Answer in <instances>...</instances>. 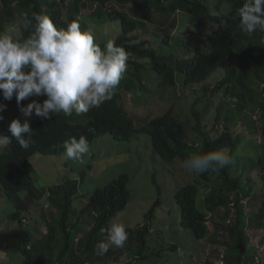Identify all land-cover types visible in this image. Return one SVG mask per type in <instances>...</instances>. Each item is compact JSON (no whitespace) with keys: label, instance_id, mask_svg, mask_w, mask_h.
I'll return each mask as SVG.
<instances>
[{"label":"trees","instance_id":"16d2710c","mask_svg":"<svg viewBox=\"0 0 264 264\" xmlns=\"http://www.w3.org/2000/svg\"><path fill=\"white\" fill-rule=\"evenodd\" d=\"M207 3L208 0H0V31L24 12L47 15L58 29H67L68 24L77 19L82 30L94 26L92 19L108 26L116 24L119 31L115 33V44L125 49L127 65L132 67L128 68L113 98L99 108L81 115L74 113L71 117L63 114H53L50 119L32 117L28 121L33 133L32 143L27 150L11 137L8 129L13 120L9 121L5 136L12 142L0 150V185L15 204L12 218L23 220L21 213H26L23 216L28 214L23 192L37 197L45 194L35 185L33 177L35 165L31 158L35 153H63V142L71 137L79 139L81 135L91 143L107 133L127 141L147 134L155 152L167 161L176 158L185 161L194 154L222 150L233 156L236 153L234 164L218 172L200 174V178L177 189L174 198L181 209L182 226L191 230L198 240L212 235L213 241L225 248L224 264H263L256 261L259 249L251 250L249 231L264 230V199L254 189L256 181L257 184L264 183V31L257 30L252 34L241 31L239 9L243 6L223 4L216 12ZM115 5L123 8H115ZM90 8L92 13H88ZM181 12L187 13L202 28L207 26V18L214 26L200 40L198 47L196 41L172 34V29L181 22L177 16ZM156 15L162 16L158 25L163 33L157 34L161 40L153 43L142 40L141 28ZM28 35L30 30H23L19 39ZM108 38L97 41L102 49ZM219 69L223 71L222 78L211 88L207 81ZM153 81L155 100L167 98V110L163 114H145L148 104H144L142 111L129 110L123 95L130 94L131 97L136 93L135 88L145 90ZM179 84L183 94L191 86L200 85L203 91L191 105L196 120V128H193L203 136L199 149L187 140L184 124L175 113L174 99L180 98V88L175 89ZM216 91L223 97L217 102L212 126L206 129L202 125L203 113L213 104L211 97ZM204 95L207 102L202 112L199 106ZM0 103L14 105L17 101L15 96L8 101L0 95ZM87 173L84 169L78 178L48 188L46 200H50L52 206L49 210L45 207L49 212L46 232L36 240L28 233H15L9 237L5 250L18 253L26 264H68L69 259H75L74 263L87 260L96 264L111 256L116 260L118 256H124V249L114 246L107 254L99 256L96 245L106 240L107 229L129 204L130 176L120 173L87 195L80 191ZM252 180L254 183L244 194V188ZM199 184L208 189L203 208L198 205ZM81 198L88 201L77 210V200ZM258 202H261L260 207L252 210ZM160 205L158 198L145 213L143 224L126 228L128 240L135 245L125 264L151 257L148 234ZM220 207L226 209L222 215L225 220L211 225L208 214L219 211ZM86 225H89L87 231ZM78 232L82 234L80 238H77ZM207 264H219V258Z\"/></svg>","mask_w":264,"mask_h":264},{"label":"rangeland","instance_id":"374dc122","mask_svg":"<svg viewBox=\"0 0 264 264\" xmlns=\"http://www.w3.org/2000/svg\"><path fill=\"white\" fill-rule=\"evenodd\" d=\"M245 3L246 0H208L207 5L209 7L213 6L214 10L218 12L219 5L222 9L223 4H233L235 7H242ZM115 8L121 9L123 7L115 5ZM92 10L90 8L88 13H92ZM177 16L181 22L177 27L172 29V34L196 41L195 46L197 47L200 44V40L204 39L214 27L208 18L207 26L202 28V26L200 27L198 23L192 20V17L189 18L185 12L178 13ZM16 21L8 23L7 27L13 26ZM161 21V15H156L153 19L148 20L139 32L141 39H148L150 43L157 42V39L160 41L161 39L157 37V34L163 33L162 28L158 25ZM91 22H95L90 30L94 33L96 42L104 40L103 29L105 27L110 29V38L115 40V33L119 31L116 24L108 26V24L99 22L98 20L95 21V19H92ZM22 33L23 30L19 29L15 35L19 39ZM128 68L132 67L129 66ZM222 75L223 71L221 69L217 70L209 78L207 84L211 88L214 87L222 78ZM152 79L156 80L155 76ZM153 83L154 81L151 83V86L147 84L145 90L135 88L136 93L131 97L130 94L123 95V101L129 110L142 111L145 108L144 104H148L145 114H163L167 110L169 107L167 98H162L161 101L155 100L156 93H154ZM180 86L181 84L175 89L177 91L180 88L178 91L180 98L174 99L176 103L175 113L184 124L187 140L195 149H199L202 145L203 136L193 128H196V120L191 112V105L193 100L203 91L200 85L191 86L186 88L183 94L181 93L183 88ZM222 97L223 95L220 91H216L211 97L213 104L203 113L202 125L206 129L212 126L215 109L218 105L217 102ZM46 98V96L30 97L21 103L26 107L34 99L42 103ZM206 102L207 97L204 95L203 100L200 102V111L203 112ZM6 106L5 111L0 113L3 116V120H0V135L5 136L10 120L18 118L21 122H28L32 117L36 116L33 113L31 117H25L21 113L18 104ZM145 114L138 115L137 117L145 116ZM259 139L261 141L262 137L260 136ZM198 143H200V146H197ZM3 148L4 146H0V150ZM64 152L60 154L35 153L32 156L31 159L35 165L33 173L35 185L43 189L45 194L41 197L32 196L28 192L21 194L29 207L27 216H23L26 215L25 212L21 213V219L23 218V220L11 217L12 212L16 209L15 204L4 194L3 188L0 185V264H26L18 253L5 250L4 247L9 237L15 233H28L33 240L40 238L47 230L46 219H49V212L45 210V207L49 210L52 206L50 200H46L48 188L67 180L78 178L80 172L84 169L88 173L84 185L80 187V191L87 195L91 194L98 186L106 185L120 173L125 172L129 174L130 182L128 187L131 191V198L127 207L119 213L114 221V223L124 224L126 228H133L139 224H143L145 213L158 198L161 200V205L156 209L152 228L148 234L150 243L148 253L151 257L146 261H138L136 262L137 264H207V262L214 260L216 257L219 258L220 253L225 250L218 242L213 241L212 235L198 240L194 237L191 230L182 226L181 209L175 201V192L187 182L193 181L197 177L200 178V174L190 172L185 168V161L181 158H176L172 161L164 160L155 152L149 135L141 134L137 139L134 138L129 141L118 140L109 133L100 135L89 143V153L85 154L83 163L66 159ZM234 156L236 157V153ZM256 182L254 189L264 199V183L257 184ZM252 183H254V180L249 182L247 187L244 188V194ZM199 187L198 205L203 208V198L208 189L202 184H199ZM52 190L54 189L52 188ZM247 199L248 197H245V200ZM87 201L84 198L78 199L77 210L82 209ZM260 204L261 202H258L256 207H252V210L256 211L260 207ZM225 210L224 207H220L219 211L209 213V223L212 225L214 222H224L225 219L222 215H224ZM88 228L89 225H86L85 231ZM249 233L252 236L251 250L259 249L256 252V256L264 264V230H253L252 232L249 231ZM81 235L78 232L77 238H80ZM134 245L135 242L127 240L124 247L120 249H124L122 251L125 252L124 256H118L117 260L114 259V256H111L103 262L98 261L96 264H125L130 259V255L128 254H130L129 251ZM76 251L77 254L80 253L79 249ZM73 257L75 258V256ZM74 261L75 259H69L68 264H91L87 260L84 263H74Z\"/></svg>","mask_w":264,"mask_h":264},{"label":"clouds","instance_id":"9594fccd","mask_svg":"<svg viewBox=\"0 0 264 264\" xmlns=\"http://www.w3.org/2000/svg\"><path fill=\"white\" fill-rule=\"evenodd\" d=\"M239 16L243 33L264 31V0H246ZM19 29L30 30V35L18 39L15 34ZM103 35L109 38L102 49L91 30L81 29L79 19L69 23L67 29H58L47 15L22 13L13 26L0 31V95L8 101L15 96L25 117L33 113L42 119L61 113L71 117L99 108L113 98L128 70L125 49L110 38L107 27ZM41 96L47 97L42 103L35 99L26 107L21 103ZM6 107L0 103V113ZM8 130L22 149L30 147L33 133L27 121L14 119ZM11 142V138L0 135V146ZM62 147L66 159L74 162L83 163L85 154L89 153V142L83 135L79 139L71 137ZM235 159L223 150L195 154L185 160L184 167L196 174L218 172L234 164ZM127 240L126 226L112 223L106 240L96 245V254L103 256L113 246L123 248Z\"/></svg>","mask_w":264,"mask_h":264},{"label":"built area","instance_id":"2783aa9c","mask_svg":"<svg viewBox=\"0 0 264 264\" xmlns=\"http://www.w3.org/2000/svg\"><path fill=\"white\" fill-rule=\"evenodd\" d=\"M221 208H223V207H221ZM256 261H257L258 263H261L260 258L257 257V256H256ZM224 263H225V254H224V252L222 251V252L220 253V255H219V264H224Z\"/></svg>","mask_w":264,"mask_h":264}]
</instances>
